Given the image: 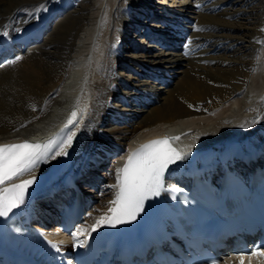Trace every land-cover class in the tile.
Returning a JSON list of instances; mask_svg holds the SVG:
<instances>
[{"label": "bare ground", "instance_id": "1", "mask_svg": "<svg viewBox=\"0 0 264 264\" xmlns=\"http://www.w3.org/2000/svg\"><path fill=\"white\" fill-rule=\"evenodd\" d=\"M261 29L264 0H0V144L59 136L44 160L4 187L59 162L51 179L62 186L68 175L83 176L95 160L112 158L108 180L93 185L96 199L107 195L104 205L95 204L74 233L113 214L116 169L166 132L198 141L169 143L186 155L168 166L164 182L184 179L194 167L215 172L244 152L264 158ZM192 49L201 56L192 57ZM81 60L91 62L85 108L73 124L51 128L67 74ZM62 147L66 154L57 155ZM168 186L176 188L168 183L160 194L174 196ZM160 194L144 201L139 221L154 215ZM35 208L40 213L39 203Z\"/></svg>", "mask_w": 264, "mask_h": 264}, {"label": "snow or ice", "instance_id": "2", "mask_svg": "<svg viewBox=\"0 0 264 264\" xmlns=\"http://www.w3.org/2000/svg\"><path fill=\"white\" fill-rule=\"evenodd\" d=\"M34 9L35 10H42ZM264 31V29H261ZM17 56L14 60L8 61L12 64L19 61ZM191 107V105H190ZM77 113L73 111L68 119V124H72ZM67 127V125H65ZM63 131V129L61 130ZM75 133L68 135L63 141L64 145H70ZM179 137H163L146 142L128 154L127 160L122 168H117V180L119 191L116 199L109 201L116 207H110L108 211L112 216L102 215L93 224L92 231H95L102 223L119 224L126 220H134L139 211L143 209V203L151 196H157L165 189L164 174L170 164L183 159L184 155L178 153L169 144L170 140ZM55 143V138H50L44 143L30 142L23 140L18 143L0 144V217H6L14 209L24 203L25 192L28 186L33 183L34 177L22 180L19 183H8L18 176L30 171L45 156ZM66 154L62 147L57 155ZM86 231L84 228L77 229L72 233L73 237ZM53 247L57 245L53 242ZM254 256H264V252L253 251Z\"/></svg>", "mask_w": 264, "mask_h": 264}, {"label": "rangeland", "instance_id": "3", "mask_svg": "<svg viewBox=\"0 0 264 264\" xmlns=\"http://www.w3.org/2000/svg\"><path fill=\"white\" fill-rule=\"evenodd\" d=\"M201 37H195V39H198ZM194 48V47H193ZM198 50L199 49H192V51L189 52V54L192 56V54H194L192 57H199L201 56L199 53H198ZM197 54V55H196ZM189 55V56H190ZM123 125V124H121ZM112 160V158L108 159V158H101V159H98L97 162L92 165V166H89L87 167V170H88V174L92 173L89 177L92 181H97V179H103V180H108V175H110V166H109V163L110 161ZM100 165V166H99ZM95 189H91L89 190L91 193H90V196L91 198L93 199V202H92V206H90V208H88L85 213H84V216H86V214H88L89 210H91L92 208H94L95 204H100V205H104L105 201H106V198H107V195L104 193L103 197H101V199H96L97 197V194H98V191L94 192ZM45 205V204H43ZM84 218H82L79 222L81 223V225L79 224L78 226H82L84 224Z\"/></svg>", "mask_w": 264, "mask_h": 264}]
</instances>
